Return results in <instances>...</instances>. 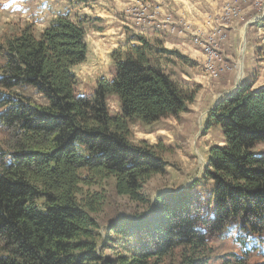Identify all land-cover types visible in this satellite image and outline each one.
Listing matches in <instances>:
<instances>
[{"label":"trees","instance_id":"trees-1","mask_svg":"<svg viewBox=\"0 0 264 264\" xmlns=\"http://www.w3.org/2000/svg\"><path fill=\"white\" fill-rule=\"evenodd\" d=\"M89 28L104 31V20L67 13L39 33L28 24L0 37V125L10 135L0 149V264H264V87L243 81L207 114L204 134L219 128L224 144L209 148L212 213L202 217L194 185L146 194L172 148L131 129L189 109L199 86L170 67L193 61L165 47L162 29L126 26L113 77L81 95L75 69ZM203 226L234 230L240 251L219 254Z\"/></svg>","mask_w":264,"mask_h":264},{"label":"rangeland","instance_id":"rangeland-1","mask_svg":"<svg viewBox=\"0 0 264 264\" xmlns=\"http://www.w3.org/2000/svg\"><path fill=\"white\" fill-rule=\"evenodd\" d=\"M158 1L89 0L85 3L75 0H0V37L8 31L28 24L34 25L35 32L39 33L52 18L61 14L69 13L74 18L85 13L101 17L104 20L105 30L98 32L93 28L88 29L87 60L75 69L79 77L78 93L91 95L93 84L100 76L112 78L114 75L115 68L110 55L115 48L123 43V41L114 43V39H117L115 37L120 31L125 32L124 25H133L139 30H152V26L149 25L148 27V24L152 23L151 20L155 21L159 17L164 18L162 16L163 8L152 4L154 2L159 3ZM165 1L166 4L169 3L167 0ZM257 1L231 0L224 3L221 14L222 22L228 24L237 21L244 4H252L256 10V17L259 16L261 10H264V0H260L261 3ZM167 16V20H174L177 15L168 14ZM177 18L178 25L180 24L183 28L189 26L187 21H180L179 16ZM257 21L259 23L252 24L248 30L247 46L249 48L244 53L246 57H243L242 60L245 58L247 60L251 56H254L252 58H261V60H257L261 71V67L264 65V27L263 22ZM116 22L121 23L123 27L114 29ZM241 37H239V42L236 45V50H238L236 59H240L243 50V38ZM195 44L197 43L195 42ZM201 45H204L203 54L205 56V61L201 65L178 59L177 63L170 67L178 78L190 85L199 86L195 102L189 106L186 112H182L177 117L163 119L151 128L136 122L132 124L131 129L136 141H147L150 144L163 142L167 147L172 148V152L165 156L168 163L167 173L152 177L144 187L146 194L153 198L161 191L178 190L194 185L192 192L199 198L198 205L202 217H206L212 213L210 205L212 183L203 181V173L207 168L209 159V148L213 145L224 144L219 128H213L204 134L207 114L215 105L216 100L223 98L226 93L235 89L238 75L240 72L244 74L247 70V62L243 68L240 67L237 60L231 64L223 60L220 56L221 53L216 51L219 45L213 39L209 38ZM206 48L211 51L210 54ZM230 71L233 73V81L231 84L225 85L226 78L224 75ZM260 71L257 68L253 77ZM27 93L32 95L34 99L43 101L39 95L34 94L30 89ZM108 103L112 112H120V102L117 97H110ZM9 140L8 130L0 125V149L7 150ZM257 151L264 153V144L259 145ZM1 161L2 157L0 156V163ZM117 200L126 209L134 206L126 199L117 198ZM204 231L207 233L209 241L218 249L219 254L240 251L234 240V230L226 229L222 233H212L204 228Z\"/></svg>","mask_w":264,"mask_h":264},{"label":"crops","instance_id":"crops-1","mask_svg":"<svg viewBox=\"0 0 264 264\" xmlns=\"http://www.w3.org/2000/svg\"><path fill=\"white\" fill-rule=\"evenodd\" d=\"M228 1L231 0H167L169 3L166 4L165 0H159V3L154 2L152 4L163 8L164 13L162 16H164V18L162 19L159 17L155 21L151 20L152 23H149L148 27L149 25L152 26V30L146 31L152 33L157 28L162 29L166 36L165 47L168 49L179 50L183 55L187 56L197 65H201V63L205 61V56L203 54L204 45H201V43H205L209 38L213 39V41H216L219 45V48L216 51L221 53L220 56L223 60L229 62V64L237 60L240 67L243 68H245L244 64L247 62V70H245L246 72L244 74L240 72L237 77L238 81L236 80L237 83L235 82L237 85L242 80L246 81L244 79L252 78L257 68L260 71V64L257 60H261V58H252L254 56H251L247 60L246 58L242 60L243 57H246V54L244 53H246L249 48L247 46L248 30L252 24H257L259 22L256 20V10L253 5L244 4L238 20L236 19L237 21L233 23L230 22L228 24H224L222 22L223 19L221 18L222 6ZM178 7L179 9H177ZM168 14L179 16L180 21H187L189 26L187 28H183L180 24L178 25L177 16L174 20H167ZM115 24L116 26H114V29L123 27L121 23L116 22ZM124 26L136 29L133 25L126 24ZM219 35L221 36L220 38ZM239 37L243 38V50L241 51L240 59H236V57H238L236 45L239 42ZM115 38L117 39H114V43L124 42L126 38V31H120ZM194 41L197 44H195ZM231 71L224 75L226 78L224 83L225 85H229L233 81V73H231ZM255 77L256 80L254 88L258 89L264 87V65L261 67L260 73L255 75ZM95 85L96 81L93 84V90ZM228 93H226V95H228ZM216 101L214 103H216Z\"/></svg>","mask_w":264,"mask_h":264},{"label":"water","instance_id":"water-1","mask_svg":"<svg viewBox=\"0 0 264 264\" xmlns=\"http://www.w3.org/2000/svg\"><path fill=\"white\" fill-rule=\"evenodd\" d=\"M242 82H243V81L239 82V83L236 85L235 89H237V88L239 87V85H240ZM235 89H234V90H235ZM234 90H233V91H234ZM230 93H231V92H229L228 94H230ZM222 99H223V98L218 99V101H216L215 105L218 104V102H220ZM215 105H214V106H215Z\"/></svg>","mask_w":264,"mask_h":264},{"label":"bare ground","instance_id":"bare-ground-1","mask_svg":"<svg viewBox=\"0 0 264 264\" xmlns=\"http://www.w3.org/2000/svg\"><path fill=\"white\" fill-rule=\"evenodd\" d=\"M257 20H259L260 22L264 21V10H263V13H261V15L259 17H257Z\"/></svg>","mask_w":264,"mask_h":264},{"label":"built area","instance_id":"built-area-1","mask_svg":"<svg viewBox=\"0 0 264 264\" xmlns=\"http://www.w3.org/2000/svg\"><path fill=\"white\" fill-rule=\"evenodd\" d=\"M257 2H259V3H261V1L260 0H258ZM260 10H261V7H260ZM261 13H263V10H261ZM261 13H260V15H261ZM259 15V16H260ZM259 16H257V17H259ZM214 51V50H213ZM212 51V52H213ZM207 52H208V54H210L211 53V51L207 48ZM214 53V52H213Z\"/></svg>","mask_w":264,"mask_h":264}]
</instances>
